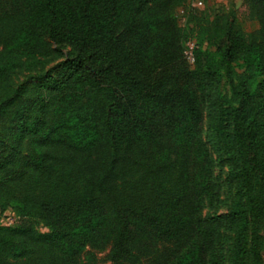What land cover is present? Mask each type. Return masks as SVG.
<instances>
[{
	"label": "trees",
	"instance_id": "16d2710c",
	"mask_svg": "<svg viewBox=\"0 0 264 264\" xmlns=\"http://www.w3.org/2000/svg\"><path fill=\"white\" fill-rule=\"evenodd\" d=\"M188 1L0 0V264H264V0Z\"/></svg>",
	"mask_w": 264,
	"mask_h": 264
},
{
	"label": "rangeland",
	"instance_id": "374dc122",
	"mask_svg": "<svg viewBox=\"0 0 264 264\" xmlns=\"http://www.w3.org/2000/svg\"><path fill=\"white\" fill-rule=\"evenodd\" d=\"M201 3V6L198 7V13L199 18L203 19L204 22L203 27L206 29L213 30V24L214 22L217 25L222 24L223 18H230L231 16L234 17L236 26L239 30H241L245 35L250 37L253 35L259 28L257 22L253 19L250 7L248 4V0H191L186 3L185 6L179 8L177 10V16L179 18V22H183V17L185 13L189 10L190 7H193L194 5ZM222 20V22H221ZM213 24L211 25V23ZM215 30V29H214ZM192 44H189L187 46L188 50L186 53L189 54L191 52ZM188 64H191V58H187ZM59 61L55 63H51L49 65H46L41 71L37 70L36 73H44L50 68H52L55 64H57ZM191 66V65H190ZM239 73L241 71H238ZM32 74H35L32 72H28L26 70H20L13 76V85L14 87H18L22 85L29 76ZM34 83H28L27 84V91H30L31 88L34 86ZM5 128L4 124H0V132ZM219 162V160L216 161V163ZM227 175V170L224 167H221L217 164V166L214 169V177L218 183V185L221 187V200L225 201L227 198L226 189L224 187L225 178ZM226 213V208L222 206L218 210L219 215H223ZM203 214L205 216L212 215L213 213L209 211L208 209H205L203 211ZM0 221L5 226H12L16 222V215L13 211L8 210L6 214L0 218ZM37 230L40 232H43L44 229L41 226L37 227ZM107 254L108 250L102 251V252H95L96 256V263L95 264H109L107 262ZM263 258H264V252H263ZM155 258H143L142 262L143 264H153Z\"/></svg>",
	"mask_w": 264,
	"mask_h": 264
},
{
	"label": "built area",
	"instance_id": "2783aa9c",
	"mask_svg": "<svg viewBox=\"0 0 264 264\" xmlns=\"http://www.w3.org/2000/svg\"><path fill=\"white\" fill-rule=\"evenodd\" d=\"M199 6H201V3H198V4L195 5V7H197V8H198ZM191 50H192V48H191ZM186 55H187V58H188V56H189V58H191V63H192V53L189 52V54L186 53Z\"/></svg>",
	"mask_w": 264,
	"mask_h": 264
}]
</instances>
